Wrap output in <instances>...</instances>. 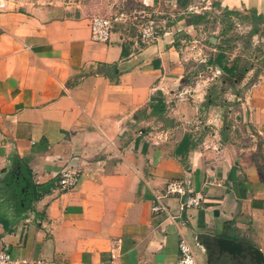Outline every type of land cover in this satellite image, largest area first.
Wrapping results in <instances>:
<instances>
[{"label":"crops","instance_id":"crops-1","mask_svg":"<svg viewBox=\"0 0 264 264\" xmlns=\"http://www.w3.org/2000/svg\"><path fill=\"white\" fill-rule=\"evenodd\" d=\"M0 1V184L13 158L26 160L39 194L8 232L11 203L0 199V247L12 260L177 264L179 234L196 264L209 258L205 238L245 241L264 255V75L241 94L217 88L206 106L220 72L199 64L215 72L205 77L188 54L225 10L264 19V0ZM123 11L164 27L143 44L141 16L113 23L104 43L91 39L92 17ZM227 31L209 38L207 56ZM70 165L80 179L63 191L56 175ZM170 182L185 196L162 197L168 212H153ZM195 194L201 204L180 212Z\"/></svg>","mask_w":264,"mask_h":264},{"label":"built area","instance_id":"built-area-1","mask_svg":"<svg viewBox=\"0 0 264 264\" xmlns=\"http://www.w3.org/2000/svg\"><path fill=\"white\" fill-rule=\"evenodd\" d=\"M4 7L2 1H0V9ZM142 16L141 22H139L138 39L143 44H148L155 40L159 31L164 27V23L161 20L156 19L153 15H146L143 12H120L112 18L109 17H92L89 22V30L91 39L94 42L104 43L109 40L113 23H127L129 21H138V17ZM199 64L206 65L207 60L210 58L206 54L199 53ZM187 93V91L185 92ZM168 108V107H167ZM142 135V132L138 133ZM80 179L79 170L76 166H67L56 175L57 186L63 191L73 190ZM185 189L182 184L178 182H170L165 187V193L163 196H157L156 205L152 208L153 212H168L167 208L161 202V198L165 196H185ZM202 196L195 194L193 196H187L185 200L179 205L178 210L182 212L186 208H196L201 204ZM179 260L177 264H196V257L193 248L189 241L179 234ZM0 264H39V262H29L26 260L14 261L12 260L10 253L7 249L0 247Z\"/></svg>","mask_w":264,"mask_h":264},{"label":"trees","instance_id":"trees-1","mask_svg":"<svg viewBox=\"0 0 264 264\" xmlns=\"http://www.w3.org/2000/svg\"><path fill=\"white\" fill-rule=\"evenodd\" d=\"M225 17L227 18H240L241 12L237 10H225ZM199 21L208 23L205 17H199ZM241 21L247 22L251 26V30L248 33V37H252L259 32V27L264 24V19L257 16L256 12H250V16H243L240 18ZM225 49L220 46L218 52L215 56L209 58L205 66L211 67L218 70L225 80H234L239 75L244 74V70L240 69L235 63L229 64ZM114 75H117V70L115 66L110 68ZM217 92V86L210 88L209 97H207L206 106L213 105L215 102ZM158 105H162V101L157 102ZM154 114V109H153ZM181 144L185 147L189 145V137L185 136ZM19 168V169H18ZM11 171L5 175L3 182L0 184V199H4L11 203L10 207L7 208V218L9 226L5 228V231H10V227L16 223L18 220L22 219L23 214L31 207V204L38 200L39 194L36 192V186L31 180V171L27 167L26 160H20L18 158H13L11 162ZM13 171L18 172L12 176Z\"/></svg>","mask_w":264,"mask_h":264},{"label":"rangeland","instance_id":"rangeland-1","mask_svg":"<svg viewBox=\"0 0 264 264\" xmlns=\"http://www.w3.org/2000/svg\"><path fill=\"white\" fill-rule=\"evenodd\" d=\"M4 1L6 2L8 0ZM243 16L250 15L241 12L240 18ZM240 18L224 17V19L216 23V28L217 30L219 28V31L215 29H209V34L205 33V35L202 36L199 40L192 41L191 50L188 52L191 61L195 64V66H198L197 71L203 72V75L209 78L208 75H210L211 77V74H215V72L206 71L203 66H199L198 54H208V51L205 52V50L209 48V38H211L210 41L213 42V38H218L220 36L219 32L221 31V29L228 30L227 33L231 31L230 34L232 36L227 40H220V46H222V48L226 50L225 53L227 59L231 60L230 64L235 63L241 70H244V74L241 75L239 73V75L236 77V79H234V81L231 79L225 80L224 85H222L221 79L223 75L220 73L219 78L221 79H219V84H217V88H223L225 92L228 91L227 89H230L231 92L234 91L239 94L242 93L244 84H247L249 82L251 76L264 75V27H259L260 34L249 38L247 29L245 28V25L248 24L247 22L241 21ZM204 43H206V45ZM220 101H222V99H220ZM235 105H238V103H235L234 106Z\"/></svg>","mask_w":264,"mask_h":264},{"label":"water","instance_id":"water-1","mask_svg":"<svg viewBox=\"0 0 264 264\" xmlns=\"http://www.w3.org/2000/svg\"><path fill=\"white\" fill-rule=\"evenodd\" d=\"M165 126H168L166 122ZM204 245L209 252L206 264L220 259H224V263L230 261V264H264L263 253L245 241L213 237L205 238Z\"/></svg>","mask_w":264,"mask_h":264},{"label":"flooded vegetation","instance_id":"flooded-vegetation-1","mask_svg":"<svg viewBox=\"0 0 264 264\" xmlns=\"http://www.w3.org/2000/svg\"><path fill=\"white\" fill-rule=\"evenodd\" d=\"M218 264H223V261H220Z\"/></svg>","mask_w":264,"mask_h":264}]
</instances>
